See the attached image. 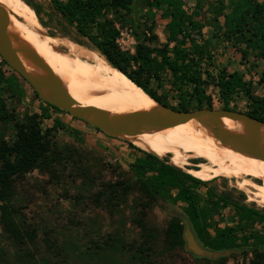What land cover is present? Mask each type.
<instances>
[{
  "label": "rangeland",
  "instance_id": "1",
  "mask_svg": "<svg viewBox=\"0 0 264 264\" xmlns=\"http://www.w3.org/2000/svg\"><path fill=\"white\" fill-rule=\"evenodd\" d=\"M28 1L38 8L46 24L41 25L45 33L99 53L75 35L49 0ZM184 1L188 15L202 23L204 35L212 38L215 25L210 21L209 4H214L215 0H199V16L193 13L197 0ZM152 12L139 8L132 17L136 22H152L154 33L164 42L166 21L160 18L159 12H154L155 15ZM116 27L120 47L133 52L134 26L118 22ZM213 41L217 44L216 61L226 65L228 59L233 63L230 69L240 68L248 78L249 66L241 64L239 56H235L226 42ZM60 50L67 51L64 46ZM263 78V72H259L257 83ZM208 93L212 95L213 108H220L215 90L210 88ZM0 99L7 112V119L0 121V136L7 143L15 139L16 123H25L29 117L36 116L40 131L48 135L59 155L49 170L35 168L15 179L10 201L14 207L13 218L23 231H33L34 235L32 240L27 237L16 240L0 224V264H213L219 260L225 264H249L253 258V241L250 239L243 245V236L249 232L264 235L262 222H254L247 230L237 233L238 247L223 250L203 246L195 237L181 203L158 202L146 207L138 224L142 206L137 189L129 190L126 195L121 191L113 195L108 185L122 181L135 186L137 175L128 165L145 151L125 139L106 136L99 129L48 106L1 57ZM246 105L242 97L230 102L234 110L241 112L246 111ZM54 121H59L61 126L55 127ZM251 182L262 184L260 179H251ZM207 187L264 215V207L249 201L235 179L219 176L209 180ZM207 187H201L200 191L205 193ZM232 213L229 205L218 213L212 211L209 221L219 223L220 227L232 225ZM172 217L183 225V244L168 249L164 240ZM259 248L264 249V246Z\"/></svg>",
  "mask_w": 264,
  "mask_h": 264
},
{
  "label": "trees",
  "instance_id": "2",
  "mask_svg": "<svg viewBox=\"0 0 264 264\" xmlns=\"http://www.w3.org/2000/svg\"><path fill=\"white\" fill-rule=\"evenodd\" d=\"M23 1L34 10L40 24L46 26L38 8L28 0ZM49 2L75 35L84 39V44L98 51L113 68L157 103L181 111L213 108L212 95L208 93L211 88L221 103L220 108L234 110L230 102L242 97L247 104L244 113L264 122V97L254 92L251 80L245 79L242 72L216 61L217 44L213 41L226 42L238 54L241 64H248L249 69L256 68L255 61H264V0H215L214 4H209L210 21L215 25L212 38L204 35L202 23L188 15L184 0ZM139 8L153 11L154 15L159 12L160 18L166 21L164 42L154 33L152 22L134 20L132 14ZM200 8L197 0L195 16L200 15ZM118 22L134 26L133 52L123 50L118 44ZM6 119L4 101L0 99V121ZM53 124L61 126L59 121ZM15 128L16 136L11 143L0 136V224L12 238L32 240L33 231H23L13 218L14 207L10 203L13 183L35 168L49 170L59 155L48 135L40 131L36 116L29 117L25 123H16ZM128 168L137 175L135 186L122 181L108 186L113 195L120 191L126 195L129 190L137 189L142 206L138 224L142 222L146 207L158 202L181 203L195 237L204 247L215 250L238 247L239 231L247 230L254 222L264 225V215L257 209L217 194L207 187L209 181L200 180L150 153L136 157ZM201 187H207L205 193L200 191ZM229 205L233 224L223 227L219 223L211 224V212L218 213ZM182 230L181 221L172 217L165 232L164 243L168 249L182 246ZM243 239V245L250 239L253 241V258L249 264H264V249L259 248L264 246V235L249 232ZM213 264L225 262L219 260Z\"/></svg>",
  "mask_w": 264,
  "mask_h": 264
},
{
  "label": "bare ground",
  "instance_id": "3",
  "mask_svg": "<svg viewBox=\"0 0 264 264\" xmlns=\"http://www.w3.org/2000/svg\"><path fill=\"white\" fill-rule=\"evenodd\" d=\"M0 5L7 11L9 40L29 73L41 74L27 56V52H32L55 73L79 104L99 107L113 116L149 110L156 105L99 53L68 40L47 36L34 10L23 0H0ZM61 46L67 51L60 50ZM222 123L230 130L243 132L239 122L224 119ZM123 137L140 150L159 157L168 155L171 165L200 180L209 181L219 176L235 179L249 201L264 207V162L214 139L194 119L173 127ZM261 137L264 145V125ZM189 159L196 161L190 162ZM251 179H260L262 184L255 185Z\"/></svg>",
  "mask_w": 264,
  "mask_h": 264
},
{
  "label": "water",
  "instance_id": "4",
  "mask_svg": "<svg viewBox=\"0 0 264 264\" xmlns=\"http://www.w3.org/2000/svg\"><path fill=\"white\" fill-rule=\"evenodd\" d=\"M7 21V11L0 5V57L32 87L41 101L99 129L106 136L120 139H124L123 135L129 136L142 131L160 130L184 124L194 119L205 127L214 139L235 151L264 162V145L261 143V127L264 122L241 111L222 108H199L194 111H181L161 105L149 96L156 103L153 108L113 116L99 107L77 103L68 94L62 81L35 53L27 52V56L32 64L41 71V74H31L26 70L9 40L6 31ZM45 34L52 37L47 33ZM224 119L239 122L243 132L238 133L226 128L222 123ZM152 155L170 164L168 155L164 157Z\"/></svg>",
  "mask_w": 264,
  "mask_h": 264
},
{
  "label": "crops",
  "instance_id": "5",
  "mask_svg": "<svg viewBox=\"0 0 264 264\" xmlns=\"http://www.w3.org/2000/svg\"><path fill=\"white\" fill-rule=\"evenodd\" d=\"M204 33V32H203ZM228 49V48H227ZM233 51V50H232ZM236 57H238V54L235 55ZM239 58V57H238ZM227 62L225 63L226 65L232 66L233 63H229L228 59H226ZM223 63V62H222ZM229 63V64H228ZM255 63L257 64V67L254 69H249L248 71V78L245 77V79L247 80H251L252 85H253V90L254 92L259 95V96H263L264 97V78L263 80H260V83H257L258 80V74L259 72H264V61L263 60H258L255 61ZM248 66V64H246ZM244 66V65H243ZM242 65H240V67H243ZM244 68V67H243ZM230 69V68H229ZM231 70H237V71H241L240 68H234ZM94 145V143H92Z\"/></svg>",
  "mask_w": 264,
  "mask_h": 264
}]
</instances>
